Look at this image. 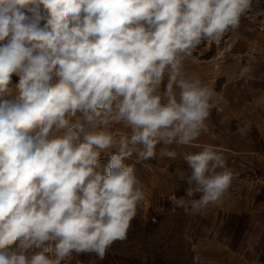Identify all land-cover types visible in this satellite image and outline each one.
<instances>
[{
    "label": "clouds",
    "instance_id": "clouds-1",
    "mask_svg": "<svg viewBox=\"0 0 264 264\" xmlns=\"http://www.w3.org/2000/svg\"><path fill=\"white\" fill-rule=\"evenodd\" d=\"M251 6L0 0V264H66L74 253L103 261L127 238L147 194L125 160L134 152L137 163L153 159L158 144L175 158L166 146L207 131L215 92L184 61L202 42L239 29ZM251 71L245 64L240 75ZM114 123L130 134L109 131ZM236 131L245 135L247 126ZM223 151L184 154L190 172L179 178L188 187L171 197L176 207L197 215L221 202L238 178ZM102 152L109 160L101 172ZM244 182L251 190L264 177Z\"/></svg>",
    "mask_w": 264,
    "mask_h": 264
},
{
    "label": "rangeland",
    "instance_id": "rangeland-1",
    "mask_svg": "<svg viewBox=\"0 0 264 264\" xmlns=\"http://www.w3.org/2000/svg\"><path fill=\"white\" fill-rule=\"evenodd\" d=\"M249 63L252 71L242 77L240 69ZM184 71L215 92L207 131L191 144L166 146L175 158L162 154L165 146L158 144L153 159L137 163L135 152L126 159L145 185L147 205L141 202L127 238L113 242L103 261L94 253H74L66 264H264V186L249 190L244 182L264 177V0H252L239 29L218 44L202 42L184 61ZM18 80L12 77L13 84ZM238 126H247L245 135ZM108 130L130 134L121 123ZM206 145L224 150L238 178L219 204L191 215L171 197L185 195L188 187L179 178L190 172L184 154Z\"/></svg>",
    "mask_w": 264,
    "mask_h": 264
},
{
    "label": "built area",
    "instance_id": "built-area-1",
    "mask_svg": "<svg viewBox=\"0 0 264 264\" xmlns=\"http://www.w3.org/2000/svg\"><path fill=\"white\" fill-rule=\"evenodd\" d=\"M108 160H109V155L107 153H101L100 160H99L100 167L96 170L102 171L103 167L108 162Z\"/></svg>",
    "mask_w": 264,
    "mask_h": 264
}]
</instances>
